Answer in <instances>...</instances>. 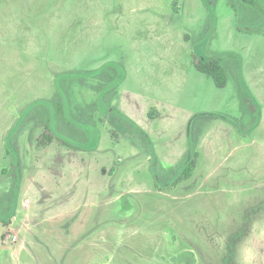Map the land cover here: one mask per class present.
Listing matches in <instances>:
<instances>
[{
  "label": "rangeland",
  "instance_id": "374dc122",
  "mask_svg": "<svg viewBox=\"0 0 264 264\" xmlns=\"http://www.w3.org/2000/svg\"><path fill=\"white\" fill-rule=\"evenodd\" d=\"M235 1L0 0V264H264V106L248 129L234 73L194 65L236 54L264 96V20ZM121 89L202 111L146 142Z\"/></svg>",
  "mask_w": 264,
  "mask_h": 264
},
{
  "label": "trees",
  "instance_id": "16d2710c",
  "mask_svg": "<svg viewBox=\"0 0 264 264\" xmlns=\"http://www.w3.org/2000/svg\"><path fill=\"white\" fill-rule=\"evenodd\" d=\"M244 9V17L243 22L249 26H254L258 23H261L264 20V0H240ZM230 3L233 7H236V1L230 0ZM187 38V37H186ZM239 63L240 60L236 54H228L226 58L224 57H216L210 60H201L197 59L194 62L195 68L200 72L206 75L207 77L213 79L216 87L224 88L227 86L230 77V71L234 73L236 78L238 79L239 73ZM229 64V65H228ZM113 67V66H112ZM114 76L116 79L119 78V71L116 67H114ZM120 81L118 82V84ZM237 96L240 100V106L244 114L251 117V120L248 122V129L254 127L259 118V110L257 104L253 101V99L245 92L243 87L240 85L237 89ZM60 112L62 109H59ZM149 116L152 118L154 115L152 111L149 112ZM124 120H126L130 126L138 131L141 134L146 142L150 141V135L134 120L130 117L123 114L122 116ZM203 116L196 114L192 119L191 125V133L190 138L191 142L194 147L193 157L192 159L186 164L184 170L181 175V179L190 178L196 168L197 165V158L199 155V151L197 150L199 144V135L197 133V128L201 127ZM231 122H235V118H230ZM53 137L52 134L49 132H45L40 139L39 145H48L51 143ZM3 214V213H2ZM14 212L9 215L8 218H1L0 221L3 225L8 226L10 224L11 218L14 216Z\"/></svg>",
  "mask_w": 264,
  "mask_h": 264
},
{
  "label": "crops",
  "instance_id": "0c3cea01",
  "mask_svg": "<svg viewBox=\"0 0 264 264\" xmlns=\"http://www.w3.org/2000/svg\"><path fill=\"white\" fill-rule=\"evenodd\" d=\"M264 41V36L260 37ZM241 62V60H240ZM240 69V64H239ZM240 73V71H239ZM238 74L239 85H245L247 94L253 99V101L257 104L258 107L264 106V96L262 91L255 90L252 86L247 84L244 80H241V76ZM250 82V79H249ZM152 108L158 110L159 114L153 116L152 118L149 116V112ZM120 109L122 112L134 120L138 125H140L152 139H155V135L157 132V125L161 124V121L168 117L172 121L182 120L183 123L188 122L193 114L196 112H200L202 110L198 109H185V107H180L178 105H166L164 103L158 101H149L143 98L137 92H127L124 89H121L120 94ZM198 110V111H197ZM205 111V110H204Z\"/></svg>",
  "mask_w": 264,
  "mask_h": 264
}]
</instances>
